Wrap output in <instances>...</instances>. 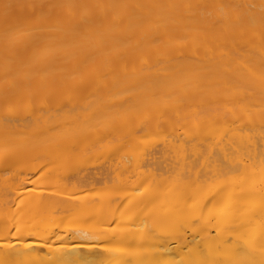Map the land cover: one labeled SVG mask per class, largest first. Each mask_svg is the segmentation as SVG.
<instances>
[{"label":"bare ground","instance_id":"6f19581e","mask_svg":"<svg viewBox=\"0 0 264 264\" xmlns=\"http://www.w3.org/2000/svg\"><path fill=\"white\" fill-rule=\"evenodd\" d=\"M0 264H264V0H0Z\"/></svg>","mask_w":264,"mask_h":264},{"label":"rangeland","instance_id":"374dc122","mask_svg":"<svg viewBox=\"0 0 264 264\" xmlns=\"http://www.w3.org/2000/svg\"><path fill=\"white\" fill-rule=\"evenodd\" d=\"M87 95H89V94H93L92 92H88V93H86ZM77 97H80V96H78V95H73V96H67V97H63L62 98V102H64V103H66L67 101H70V98H72V100L71 101H77V100H75V98L76 99H78ZM85 97V99L88 101V100H93V98L95 99V96H93V95H91V96H84ZM87 97V98H86ZM92 97V98H91ZM67 98V99H66ZM69 98V99H68ZM110 99V98H109ZM66 100V101H65ZM50 101V100H49ZM48 101V102H49ZM53 100H51V102H52ZM51 103L49 102V105H50ZM20 113L22 112V113H25V112H27V111H23V110H21V111H19ZM107 150H108V152L110 151V149H111V147H112V143H108L107 144V146L105 145L104 146ZM103 147V149H100V151L102 152V153H104V151H105V153H104V155L102 154L101 156H99L100 154H101V152H100V154H95L97 157L99 156V157H101V158H97V162L99 161V160H105V156L106 155H108V154H106V153H108V152H106L107 150L105 149ZM109 148V149H108ZM96 151H98V150H96ZM99 152V151H98ZM23 155V154H22ZM91 156H93V152L90 154V157ZM21 157V156H20ZM23 157H24V155H23ZM23 157H22V159L21 158H18V159H20L21 161H18V162H16L17 161V158L15 159L16 161L14 162L13 160H10V163H14V164H10V166H9V168L11 169L12 168V166L11 165H14L13 167L14 168H16V169H14V168H12L14 171H16L17 169H18V171H20V173L21 174H24V172L22 173V171L24 170V168H25V170H26V168H27V165L28 166H30V164L32 165V163H33V160L31 159V157H28V158H26L27 156H25V160H28V161H24V159H23ZM90 157L88 158V159H90ZM32 160V163H31V160ZM92 159H94V160H96L95 159V156H94V158H92ZM30 160V161H29ZM94 160H92V162L94 161ZM11 161H13V162H11ZM90 160H88L87 162H89ZM91 161L88 163V164H91L92 163ZM95 162V161H94ZM97 162L95 163V164H97ZM100 162V161H99ZM99 164V163H98ZM77 167H76V166ZM74 165V169H72V170H78V169H80L81 167L80 166H82V165H80V162L78 161L76 164ZM87 165V164H86ZM85 166V165H84ZM84 166H82V169H83V167ZM76 168V169H75ZM84 168H86V167H84ZM22 169V170H21ZM14 171H13V173H14ZM43 171V170H42ZM76 171H74V172H76ZM12 172V171H11ZM39 172L40 171H38V172H34L35 174H31V175H29L28 177H26L27 179H26V183L28 184V185H32V186H28L27 184H25V185H22L23 187H19V188H21L20 190H22V192L24 191V189H25V191L26 190H35L38 186H39V183H40V181H39V183H36L35 185L36 186H34V183H35V180H36V182H37V179L39 178L38 176H42L41 174H42V172H40V174H39ZM19 173V172H18ZM11 175V174H10ZM14 175H16V173H14ZM12 176V178L11 179H13V177H15V176ZM29 178V179H28ZM16 179V178H15ZM14 180V179H13ZM12 180V181H13ZM28 180V181H27ZM112 180H114V179H112ZM15 181V180H14ZM13 181V182H14ZM29 181L32 183V184H29ZM111 181V180H110ZM110 183H112V184H110ZM108 184L109 185H107L106 184V186L105 185H103V183H100V185H102V186H98V184H97V186L100 188V187H103L102 189H99V190H101L99 193H101L102 192V194H108V192H110L109 191V189L113 192L114 190H113V187L112 186H114V184H115V180L113 181V182H108ZM27 185V186H26ZM40 185H41V183H40ZM24 186H25V188H24ZM96 186V187H97ZM104 186L108 189V191L107 190H105V188H104ZM29 187V188H28ZM34 187H36V188H34ZM40 187V186H39ZM96 187H95V189H96ZM9 188H7L6 190H8ZM48 190V189H47ZM97 190V189H96ZM36 191V190H35ZM92 192V191H91ZM90 192V193H91ZM92 193H95V191L94 192H92ZM110 194H111V192H110ZM110 194H108V195H110Z\"/></svg>","mask_w":264,"mask_h":264}]
</instances>
